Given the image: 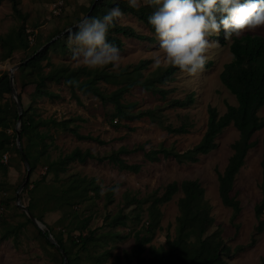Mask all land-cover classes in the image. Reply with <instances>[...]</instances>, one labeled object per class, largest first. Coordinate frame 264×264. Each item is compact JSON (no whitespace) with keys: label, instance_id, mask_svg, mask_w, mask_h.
Here are the masks:
<instances>
[{"label":"rangeland","instance_id":"rangeland-1","mask_svg":"<svg viewBox=\"0 0 264 264\" xmlns=\"http://www.w3.org/2000/svg\"><path fill=\"white\" fill-rule=\"evenodd\" d=\"M23 14L26 16L25 23L18 20L13 13L10 0L0 1V35L5 36L13 30L25 25L29 33V49L15 52L7 57V51L0 42V78L3 74H10V69L23 62L36 47V44H44L57 34L77 23L80 19L93 14L88 9L96 0H18ZM147 6L141 0V6ZM99 14L98 17L103 18ZM133 28L141 35L153 38L150 41H140L135 38L121 37L123 48L119 67H109V70L116 73L122 70L132 71L141 63L147 66L142 70L141 80L152 76L159 70H165L171 65H165L164 53L159 47V42L147 25L131 14H124L122 22L117 23ZM70 30V29H69ZM257 35L264 37V28L256 31L245 32L243 35ZM242 35V36H243ZM219 36V35H218ZM61 37V36H60ZM217 36L209 37L211 43H218L208 52V61L203 72L192 76L187 72L179 70L174 80L160 86L169 91L166 99L160 94H154L141 86H135L128 92H123L113 98L119 100L126 106H134L133 112L138 114L141 111L162 108L161 116L163 125L152 122L147 116L129 117L122 115L119 120H113L115 105L112 102L104 103L99 98L89 95H81V104L71 98V93L64 85L49 84L48 88L53 97H41L34 85L25 87L24 78L20 71L16 70L15 87L18 95L22 97L25 108L32 105L33 114L36 118L54 117L58 120L78 117L81 120L75 124L79 126V132L85 136L97 138L96 141H81L73 137L69 132L56 133L47 153L36 161V168L31 171L29 183L20 193L21 202L28 206L30 193L34 187L33 182L39 181L47 174V162L55 161L60 157L69 154L76 148L83 151L89 150L100 157L108 156L121 147L133 149L136 146H144L146 151L163 145L167 148H175L177 151H186L196 146L203 138L208 123V108L214 107L220 115L227 110V105H237L234 95L223 85L220 74L224 66L231 62L233 55L230 45L233 37L226 40L222 45ZM241 37V36H240ZM31 38V39H30ZM33 40V41H32ZM67 45V40H64ZM56 51H50L49 55L54 65H69L71 68L85 67L82 63L71 59V52L58 46ZM156 57L161 58V65L155 66ZM46 61L43 65H46ZM87 67V66H86ZM105 68V67H104ZM103 69V68H99ZM52 67H45L49 72ZM22 77V78H21ZM102 89L111 94L120 85H108L101 83ZM194 94V104L189 108H171L167 101L174 99H185ZM14 100L12 95H7L5 101ZM264 117V108L260 112ZM118 125V126H117ZM186 125L189 133L182 135L170 134L168 127L179 128ZM20 129L15 124V130ZM13 131L10 130L11 134ZM239 139V132L233 126L225 129L218 137V147L210 154L200 157L199 162L194 164H178L173 159H164L163 156L153 152L144 156L143 152H136L121 157L129 164H141L140 173L123 171L109 163L88 160L86 163L71 164L67 172L60 174V182L72 178L86 179L93 182L94 187L89 189L88 197L74 206L82 217H91L90 227L97 230L100 243L89 252H79L78 248H72L67 241L68 233L65 232L62 223L65 215L64 210L52 211L53 205L46 202L48 194L58 186L59 181L53 174L47 176L45 183L37 192L38 209L37 214H42L44 221L56 233L64 230V238L68 247L73 264H93L94 257L106 250L112 252L113 257L105 264H111L115 256H121L123 252L130 251L134 245V232L145 231L148 221V208L152 204L151 196H161L167 185L185 180H196L205 189V199L211 206V215L215 219V225L209 233L214 232L218 227L222 230V236L226 245L234 250L238 246H246L243 251L234 255L228 260L230 264H260L264 256V233L256 235V243L248 247L255 229L258 226V219L255 215V206L261 200L260 189L262 170L261 160L263 156L264 130L257 132L253 140L257 145L247 155L245 165L236 177L232 194L241 203L242 211L234 218L233 211L224 206L218 191V173H223L233 155L232 145ZM27 144V141H23ZM17 140H12L8 153L4 154L0 166V264H62L61 256L56 249L48 246L38 235L34 225L26 223L22 216L23 209L17 202V191L23 183L27 169L16 152ZM6 156V158H5ZM156 159V160H155ZM112 191L111 197L109 192ZM137 197L142 199L140 207L130 205L129 200ZM183 194L179 191L168 203L159 205V229L147 252L144 254L149 258L151 246L160 247L167 241V236L172 239L177 236V219L181 215L179 201ZM148 199V202L145 200ZM128 214L127 225L124 227H111L109 218L115 217L119 212ZM139 215V216H138ZM25 226H21V225ZM237 225L239 228L237 229ZM13 231V233H10ZM16 234H18L16 236ZM117 235L128 236L119 239ZM135 264V263H134Z\"/></svg>","mask_w":264,"mask_h":264},{"label":"trees","instance_id":"trees-1","mask_svg":"<svg viewBox=\"0 0 264 264\" xmlns=\"http://www.w3.org/2000/svg\"><path fill=\"white\" fill-rule=\"evenodd\" d=\"M5 1V0H0ZM12 3L13 13L16 18L25 23L26 16L23 14L20 3L18 0H10ZM96 2L88 9L93 14L88 17H98L99 14L106 15L107 12L119 6L124 14H131L137 17L141 22L149 27L152 32L154 28L150 25L148 17L155 10L151 6L139 7L134 9L129 6L128 0H96ZM226 14H217L219 19ZM100 18V17H98ZM81 19L72 24L70 27L60 31L57 36H61L54 42L50 43L51 38L44 44H36V47L24 60H28L32 56L34 58L27 64L18 69L20 74L24 77V86L34 85L37 93L41 97L50 98L53 94L50 92L49 84L64 85L69 89L71 98L78 104H81V95L95 96L102 102H112L115 105V112L112 116L113 120H119L122 115L129 117L147 116L152 122L163 125V118L161 116L162 108L156 107L146 111H141L138 114L133 112L134 106H126L119 100L113 97L123 92H128L135 86H141L147 91L154 94L162 95L166 99L169 91L162 89L160 86L167 84L174 80L175 74L180 70L177 67L171 66L165 70L159 69L155 71L152 76L141 80L142 70L147 64L141 63L134 67L132 71L122 70L119 73L109 70L111 65L103 69H89L88 67L79 66L71 68L69 65L56 66L52 63L50 58V51H56L58 46L67 50L68 46L64 40H68L71 33L78 31L75 27ZM70 29V30H69ZM69 30L68 32H66ZM29 33L23 24L18 29L13 30L5 36L0 35V42L7 51V57H11L15 52L20 50L29 49ZM226 33L223 28L219 36L214 39L218 40L222 45H226ZM121 37L135 38L140 41H150L154 39L148 36L137 33L129 26L116 24L110 28L108 33V41L116 45L120 50L123 48V41ZM233 42L230 45V51L233 55L231 62L224 66L220 74V80L223 85L235 96L237 105H227V110L223 115H220L218 110L214 107L208 108V123L206 132L201 141L191 149L186 151H177L175 148H167L160 145L151 151H146L144 146H136L133 149L121 147L117 151H113L110 155L100 157L91 153L89 150L83 151L76 148L69 154L60 157L55 161L47 162V174L41 180L33 182V189L30 190V204L25 206L29 211L41 221L50 233L55 238L59 246L65 251L68 256V264H73L70 250L64 238V230L55 232L46 222L42 214H37L38 198L37 192L43 183L46 182L47 176L53 174L56 182L59 181L55 190H52L46 198V202L53 205L52 211L64 210V217L62 223L68 220V224H63L65 232L68 233L67 241L72 248H78L79 252H89L90 248L95 247L100 243L98 239L97 230H92L90 227L91 217H82L81 213L74 208L75 205L82 203L89 194V189L94 187L93 182H88L86 179L72 178L71 180L60 182V174L67 172L68 167L74 163H86L88 160H96L99 162L108 161L119 169L132 173H140L142 170L141 164H129L124 160L122 155H129L136 152H143L144 156L153 152L156 155L163 156L164 159H173L178 164H194L199 162L200 157L210 154L217 149L218 137L224 132L225 129L233 126L239 132V139L232 145L233 155L230 157L228 165L223 173H218V191L220 199L224 206L233 211V217L236 218L242 211L241 203L232 194L236 177L245 165L247 155L253 149L257 142L253 140L254 135L264 130V117L260 116L261 110L264 108V37L257 35H243L239 38L232 36ZM44 48L38 55H35L38 50ZM23 61V62H24ZM47 62L43 65V62ZM45 67H52L49 72L45 71ZM68 80H76L79 83V88L70 86L66 83ZM16 78L14 79V84ZM101 83L108 85H120L115 92L111 94L106 93ZM7 95L11 94L10 74H3L0 78V161L4 154L8 153L12 140H17L18 131L15 130V124H18L19 112L15 100L5 101ZM19 100L23 106V116L20 125V138L23 152L25 153L28 162L30 163L31 171L36 168V161L39 157L46 155L48 148L51 144L47 140L53 141L56 133L69 132L73 137L81 141H96L100 142L97 138L82 135L79 132V126L75 123L81 119L65 118L58 120L54 117L49 118H36L32 113V105L27 109L24 106L22 97L19 95ZM194 94L189 95L187 98L174 99L167 101L168 106L171 108H189L194 104ZM118 126V125H117ZM13 132L10 134L9 131ZM167 131L170 134L182 135L189 133L186 125L179 128L168 127ZM23 141H27L24 144ZM16 152L23 156L19 148ZM156 160V159H155ZM24 162V160H23ZM0 166L7 171V168L0 162ZM262 179L260 184L261 200L255 206V215L258 219V226L255 229V236L251 239L248 247H252L256 243V235L264 233V139H263V156L261 160ZM29 183V182H28ZM179 191L182 192L183 197L179 201L181 215L177 219L178 228L177 236L171 238L167 236V241L160 247L151 246L149 249L150 257L146 258L144 254L147 252V246L150 245L156 235L159 227V217L161 215L159 205L168 203L172 200L174 195ZM111 197L112 191L108 193ZM153 199L152 204L148 208V221L145 231L134 232V245L130 251H125L121 256H115L111 264H230L228 262L234 255L243 251L246 246H238L234 250L226 245L222 236V230L218 227L214 232L209 233L215 225V219L211 215V206L205 199V189L196 180H185L180 184L173 182L165 188V192L161 196H151ZM148 202V199L145 200ZM130 205H137L140 207L143 203L142 199L137 197L129 200ZM22 216L26 219V223L32 224V221L25 214ZM139 216V215H138ZM128 214L119 212L115 217L109 218V225L111 227H124L127 225L129 219ZM25 226V224L21 225ZM38 235L44 242L53 249L62 258L61 252L49 241L48 231H41L35 225ZM239 225H237V229ZM10 233H13L11 231ZM18 234H16L17 236ZM119 239L127 238L128 236L117 235ZM113 257L112 252L109 250L96 255L93 264H105L108 259ZM264 264V256L261 263Z\"/></svg>","mask_w":264,"mask_h":264},{"label":"clouds","instance_id":"clouds-1","mask_svg":"<svg viewBox=\"0 0 264 264\" xmlns=\"http://www.w3.org/2000/svg\"><path fill=\"white\" fill-rule=\"evenodd\" d=\"M143 3L155 9L148 20L164 53L165 65L192 76L204 71L209 50L218 45L208 38L218 36L221 28L226 40L264 28V0H143ZM128 4L139 9L141 0H128ZM217 14L226 15L218 21ZM123 17L124 12L115 6L103 18H82L77 24L78 31L67 40L71 59L89 69L119 67L121 52L108 41V33ZM161 62L160 57L154 60L155 66ZM66 83L79 88L76 80Z\"/></svg>","mask_w":264,"mask_h":264},{"label":"water","instance_id":"water-1","mask_svg":"<svg viewBox=\"0 0 264 264\" xmlns=\"http://www.w3.org/2000/svg\"><path fill=\"white\" fill-rule=\"evenodd\" d=\"M77 27V26H75ZM69 30H67L66 32H68ZM63 34H61L62 36ZM60 36H57L56 38H54L53 40H51L50 43L54 42L56 39H58ZM44 48H41L40 50H38V52L35 55H38ZM34 58V56H32L31 58H29L28 60L21 62L20 64L12 67L10 69V85H11V94L17 104V108H18V112H19V119H18V127H20L21 125V120H22V116H23V106L21 101L19 100V95L17 93L15 84H14V74L15 71L18 70L19 68H21L23 65L27 64L29 61H31ZM18 133H17V145L19 150L22 153L23 156V160H24V164L26 166L27 169V175L23 181V183L21 184L20 188L17 191V202L18 205L23 209V211L25 212V214L29 217V219L32 221V223L39 228L41 231H48L49 235V241L61 252L63 258H64V263L63 264H68V256L65 253V251L59 246V244L56 242L55 238L53 237V235L50 233L49 228H47L41 221H39L30 211L27 207H25L22 202H21V197H20V193L24 190L25 186L28 184L29 180H30V175H31V167H30V163L28 162V159L25 155V153L23 152L22 146H21V138H20V132H19V128L17 129Z\"/></svg>","mask_w":264,"mask_h":264},{"label":"built area","instance_id":"built-area-1","mask_svg":"<svg viewBox=\"0 0 264 264\" xmlns=\"http://www.w3.org/2000/svg\"><path fill=\"white\" fill-rule=\"evenodd\" d=\"M31 39V38H30ZM33 41V40H32ZM5 158H6V156H5Z\"/></svg>","mask_w":264,"mask_h":264}]
</instances>
